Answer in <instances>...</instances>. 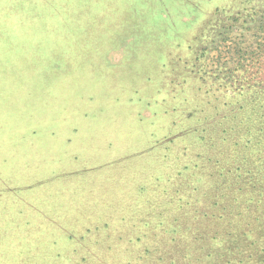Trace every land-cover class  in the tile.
I'll return each mask as SVG.
<instances>
[{
  "label": "rangeland",
  "instance_id": "374dc122",
  "mask_svg": "<svg viewBox=\"0 0 264 264\" xmlns=\"http://www.w3.org/2000/svg\"><path fill=\"white\" fill-rule=\"evenodd\" d=\"M164 139L189 146L170 176L188 202L148 241L129 225L155 216L138 190ZM161 250L264 264V0H0V264Z\"/></svg>",
  "mask_w": 264,
  "mask_h": 264
},
{
  "label": "trees",
  "instance_id": "16d2710c",
  "mask_svg": "<svg viewBox=\"0 0 264 264\" xmlns=\"http://www.w3.org/2000/svg\"><path fill=\"white\" fill-rule=\"evenodd\" d=\"M163 108H166V105H161V109L163 110L161 112L163 117H167L166 119L169 121L170 126L172 127L169 128L170 132L174 131L177 127V124H175L174 121L169 120V112L166 111V109L164 110ZM168 109V107H167ZM158 111H160L158 109ZM171 113L174 115V112L171 111ZM160 118V117H159ZM163 119V120H166ZM149 123H156L155 120H151L148 122ZM145 125L148 127V129L146 132H150L149 135L151 136L150 138H157L158 136L161 135V138L165 137L163 134L164 131H166L167 129L162 128L161 125L154 127V124H149V125ZM144 127V126H142ZM175 128V129H174ZM153 130V131H152ZM153 133H157V136L152 137L154 134ZM163 134V135H162ZM189 142V140L187 141V143ZM189 148V146H184L183 152L182 150L180 151V153L177 152H173V149L170 147V145L168 143H166V140H161V168L156 169L155 175L157 177L156 180L154 178V183L152 182V178H150L149 182L147 181H142L145 182L142 184V187L140 188L141 191L139 194H142L144 192L148 193L145 195L147 198L145 199L143 196V201H145V205H149L150 208L153 209L154 211V217H152V219H150L151 217L149 216V219L147 217V215H144V219L141 220L142 222H144V227L142 226V224H134L133 222H131V224L129 225V228L132 230H135L137 232L141 231L142 229L145 231V237H148V241L151 240V233L158 230V226H160L161 223V229L164 226V224L168 221L171 220L175 215H177V210L179 211L181 208H185L187 205V200L185 201V203H183V197L185 194L186 197V190H179L178 188H175L173 183H174V178L170 177L172 176V171L174 170V168L179 165L183 160L189 158L190 153H187V149ZM159 149V148H158ZM158 149H155L156 151H158ZM182 171V170H181ZM251 183V182H249ZM253 183V182H252ZM150 184V189L149 187H147ZM244 185H248V184H244ZM246 189V187H245ZM251 190L255 189V186H250ZM244 190H241V192ZM137 191V192H138ZM240 191V190H239ZM135 194V192H134ZM145 194V193H144ZM183 194V195H182ZM231 199V198H229ZM157 201V202H155ZM177 203V204H176ZM141 204V203H140ZM177 210L175 209V206ZM247 210V209H246ZM244 210V211H246ZM244 211H234L228 214L227 217V221H224V217L223 215L220 216V219H222V221L220 222L221 226H217V233H219L220 231V227H222V224L224 222H226L227 227L223 229V231H221L222 234L226 233V231L228 229L233 228L235 225H237L239 223V220L241 218H243L244 215ZM152 213V211L150 212ZM219 219V220H220ZM143 227V228H142ZM249 227L248 224H246L244 226V233L243 235L245 236V232L246 229ZM149 233V234H148ZM233 233H227V237L232 236ZM222 240H224V236L221 235L220 236ZM138 238H140L138 236ZM150 238V239H149ZM154 233L152 234V239H154ZM112 240V239H109ZM162 244V243H161ZM157 248V247H156ZM163 248V246L161 245V249ZM163 250V249H162ZM161 250V260H159L161 262V264H185L183 261V257L182 254H172V256H167L166 253L162 252ZM156 253V252H155ZM145 256H150V254H145ZM143 257V256H142ZM172 258V259H171ZM160 259V257H159ZM143 260V259H142ZM139 261V262H142Z\"/></svg>",
  "mask_w": 264,
  "mask_h": 264
}]
</instances>
